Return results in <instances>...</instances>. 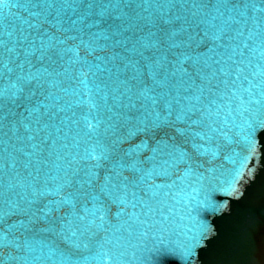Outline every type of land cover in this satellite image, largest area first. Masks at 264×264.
<instances>
[{"label":"water","instance_id":"water-1","mask_svg":"<svg viewBox=\"0 0 264 264\" xmlns=\"http://www.w3.org/2000/svg\"><path fill=\"white\" fill-rule=\"evenodd\" d=\"M144 2V16L176 5L183 17L199 4ZM80 3L0 0V76L39 70L41 85L0 103V211L36 191L20 264H264V0L200 7L226 34L215 42L190 29L194 60L170 78L177 103L162 125L130 99L125 48L82 27ZM137 161L148 179L134 178L124 205L108 201L96 219L88 176ZM57 189L66 203H54ZM85 205L95 222L74 220L72 237L61 224ZM48 206L59 210L45 216Z\"/></svg>","mask_w":264,"mask_h":264},{"label":"snow or ice","instance_id":"snow-or-ice-1","mask_svg":"<svg viewBox=\"0 0 264 264\" xmlns=\"http://www.w3.org/2000/svg\"><path fill=\"white\" fill-rule=\"evenodd\" d=\"M206 3H209V0H199L198 5H192L194 11L183 17L174 15L171 11L176 5L159 15L150 13L144 16L140 9L148 11L150 7L144 0H81L78 7V11L85 16L82 27H87L90 22L92 28L98 30L93 35L106 40L113 39L115 44L125 48L127 53L125 69L131 71V80L134 82L129 88L130 99L134 96L136 102L150 109L154 114L152 123L156 125L169 122L163 117L162 112H167L170 116L173 104L177 103L170 87V78L175 76L177 65L180 66V71L186 73L185 65L194 60L186 50L192 39L190 29L193 26L202 28L205 37L212 32V39L215 42L222 40L226 34L223 30L214 29L207 22L208 14L200 12V7ZM180 21L182 23L177 27ZM57 24L63 28V23ZM186 33L188 34L186 39L178 38ZM129 43L131 47H128ZM39 81V70L36 74L31 70L27 74L15 69L10 73L5 72L0 76V89H3L0 93V103L4 101L5 94L9 91V98L12 101L24 99L25 89H30L34 84L40 87ZM125 172L131 175H125ZM134 178L141 182L148 179V172L139 161L131 167L123 163L117 165L109 174L103 176L102 180L95 174L88 176L85 183L88 185L90 203L94 202L95 205V212L92 214L96 219H104L101 210L106 202H115L121 207L124 205L129 195V185ZM61 192L62 189L56 190L55 195L59 196L60 200L54 203H66V197L62 196ZM35 196V189L30 194L18 193L16 199L8 202L7 211L5 204L3 205L0 211V264H20L24 260L20 234L21 230L27 231L35 221V212L32 208ZM53 210L59 209L48 206L45 216ZM89 211L85 205L80 212L73 213V219L65 218L61 228L75 237L77 233L73 231L74 220L81 224L87 222L89 225L95 222L88 219Z\"/></svg>","mask_w":264,"mask_h":264}]
</instances>
